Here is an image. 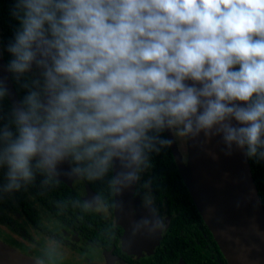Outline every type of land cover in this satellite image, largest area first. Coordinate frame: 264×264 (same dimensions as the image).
Segmentation results:
<instances>
[{"label": "clouds", "instance_id": "clouds-1", "mask_svg": "<svg viewBox=\"0 0 264 264\" xmlns=\"http://www.w3.org/2000/svg\"><path fill=\"white\" fill-rule=\"evenodd\" d=\"M8 15L0 200L37 183H97L111 202L97 191L59 211L114 208L131 248L166 227L149 171L177 140L215 138L226 156L264 162V0H11ZM40 252L31 264H59L64 241L49 236Z\"/></svg>", "mask_w": 264, "mask_h": 264}, {"label": "water", "instance_id": "water-1", "mask_svg": "<svg viewBox=\"0 0 264 264\" xmlns=\"http://www.w3.org/2000/svg\"><path fill=\"white\" fill-rule=\"evenodd\" d=\"M3 63L4 59L0 58V66ZM13 94L15 97L14 87ZM186 141L187 160L177 142L171 146L174 157L198 211L228 264H264V204L250 160L239 151L224 155L222 144L215 138L209 142ZM86 190V195L95 192L89 185ZM122 198L129 203L139 200L131 191ZM115 215L118 223L124 224L126 217L118 216L116 210ZM13 256L18 264H31L35 259L0 239V261L8 262Z\"/></svg>", "mask_w": 264, "mask_h": 264}, {"label": "flooded vegetation", "instance_id": "flooded-vegetation-1", "mask_svg": "<svg viewBox=\"0 0 264 264\" xmlns=\"http://www.w3.org/2000/svg\"><path fill=\"white\" fill-rule=\"evenodd\" d=\"M65 184L73 189V194L80 193L82 198L87 193L88 184L83 181H74L72 185ZM136 191L139 193L141 188L138 186ZM47 196V192L42 189L39 198L31 193L28 202H9V207H4L2 211L9 214V227L7 223H3V219L8 217H0V239L37 258L35 250L25 246H35L40 250L46 239L55 235L64 241L65 256L62 261L68 260L70 264H110V258L113 257L114 264H192L186 261L182 254L176 261L164 255L175 254L174 250L179 251L183 245H177L172 240L174 211L169 203L156 202L165 219V229L158 235L138 237L131 248H125L122 240L128 232L127 218L124 219V224L118 223L114 208L96 212L101 220L99 225L93 219L79 215V212L76 215H67V209L60 212L55 202L68 201L70 198L61 200ZM27 203L32 205L28 206V211ZM131 205L139 209L137 218L144 214V210L139 208L140 202H131ZM32 216H37V223L33 221ZM109 227L116 230V236L112 239H108L105 234ZM16 242L18 244H15ZM164 242L166 243L163 244Z\"/></svg>", "mask_w": 264, "mask_h": 264}, {"label": "trees", "instance_id": "trees-1", "mask_svg": "<svg viewBox=\"0 0 264 264\" xmlns=\"http://www.w3.org/2000/svg\"><path fill=\"white\" fill-rule=\"evenodd\" d=\"M10 2L11 0H0V36L1 40L5 42L11 36L15 24V21L8 15ZM20 91L22 93V90ZM164 135H167V133H164ZM250 162L259 194L264 204V162L257 163L253 160H250ZM149 177L152 180L155 201L169 203L174 211L171 230L172 240L177 245L183 244L179 251L174 250V256L167 253H164V255L176 261L178 256L182 254L184 259L192 264H228L211 230L194 203L188 187L180 174L171 146L154 155ZM83 182L87 183L95 192H104L106 199L109 202L112 201L113 197L108 195L101 185L87 181ZM45 192L48 194L47 197L51 199L82 198L80 193L73 194V189L64 182H60L57 186L45 190ZM31 193L36 198L42 195V188L39 183L31 185L11 197H5L0 200V217H8V219H3V223H7L8 227L9 214L2 212L4 207H9V202H28V196ZM55 204L57 206L58 203L55 202ZM28 206L32 207L31 204L27 203L26 211H28ZM78 212L79 215L93 219L95 223L101 225L99 214L96 212H83L71 206L66 210L67 215H76ZM32 219L34 222H38L37 216H32Z\"/></svg>", "mask_w": 264, "mask_h": 264}, {"label": "rangeland", "instance_id": "rangeland-1", "mask_svg": "<svg viewBox=\"0 0 264 264\" xmlns=\"http://www.w3.org/2000/svg\"><path fill=\"white\" fill-rule=\"evenodd\" d=\"M177 141H178V144L180 146L181 152L183 153V158L186 161L187 160V144H186L187 141H185V139H179ZM136 198H138V197H136ZM136 202H137V200H136ZM138 202H140V200H138ZM13 244H14V242H13ZM15 244H18V243L16 242ZM25 247L35 250L34 252L36 253L35 254L36 257H39L41 255L40 250H38V248H36L35 246H29V247L25 246ZM28 254H31V253L28 252ZM59 262H62L61 264H70L68 260H64V262L61 260Z\"/></svg>", "mask_w": 264, "mask_h": 264}]
</instances>
